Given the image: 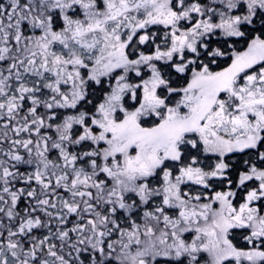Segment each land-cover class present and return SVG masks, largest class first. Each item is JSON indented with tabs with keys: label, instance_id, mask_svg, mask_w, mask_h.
I'll return each mask as SVG.
<instances>
[{
	"label": "snow or ice",
	"instance_id": "6c2138e0",
	"mask_svg": "<svg viewBox=\"0 0 264 264\" xmlns=\"http://www.w3.org/2000/svg\"><path fill=\"white\" fill-rule=\"evenodd\" d=\"M0 264H264V0H0Z\"/></svg>",
	"mask_w": 264,
	"mask_h": 264
}]
</instances>
